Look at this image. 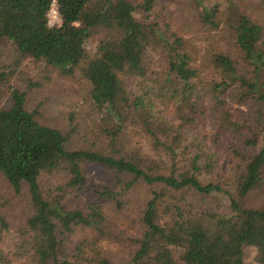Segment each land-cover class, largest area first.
Instances as JSON below:
<instances>
[{"label":"trees","instance_id":"trees-1","mask_svg":"<svg viewBox=\"0 0 264 264\" xmlns=\"http://www.w3.org/2000/svg\"><path fill=\"white\" fill-rule=\"evenodd\" d=\"M54 1L60 20L57 26L47 24L51 0H0V41H10L18 54L43 59L61 74L77 70L88 83L90 104L118 125L127 118L138 123L170 164L160 172L152 170L154 160L137 151L118 155L114 148H68L74 126L63 132L41 124L34 111L25 107L24 92L13 88L9 105L0 107V175L26 205L15 255L28 258L31 264H112L98 243L118 234L101 206L92 201L81 207L64 205L66 196L85 182L82 165L96 163L130 174L129 181L116 180L122 189L138 179L155 185L141 210L136 249L126 264H176L171 246L182 250L177 264H244L245 247L254 249L256 263L264 264V147L253 151L257 144L254 129L264 123V15L255 20L235 5V11L229 9L223 20L227 5L220 11L216 3L206 6L202 0H192L188 10L193 22H183L174 30L166 18L162 19L164 27L160 20L148 22L157 0L137 4L143 19L134 17L131 0ZM260 2L264 6V0ZM204 28L226 30V43L236 54L214 46L215 51L199 56L195 64L197 51L187 49L184 34L194 29L211 44ZM96 33L100 37L89 57L84 41ZM159 43L166 55L164 78L157 86H148L144 55L148 47ZM200 66L216 70L222 79L199 86L194 79L202 71ZM135 77L141 78L143 87L130 97L126 81ZM222 95L245 106L248 124L229 117ZM205 97L213 99L217 134L228 136L231 153L240 159L233 174L234 192L198 178L210 175L215 164L199 142H190L195 149L188 156L179 150V129L189 122L190 114L202 111ZM155 101L164 107L171 104L177 123L161 119L153 111ZM118 130L115 126L101 129L109 143ZM177 155L185 161L181 167L176 166ZM45 178L51 181L47 185ZM96 193L114 199L108 188ZM190 194H220L228 211L219 205L189 207L185 195ZM7 228L0 205V239ZM0 264H10L1 247Z\"/></svg>","mask_w":264,"mask_h":264},{"label":"rangeland","instance_id":"rangeland-1","mask_svg":"<svg viewBox=\"0 0 264 264\" xmlns=\"http://www.w3.org/2000/svg\"><path fill=\"white\" fill-rule=\"evenodd\" d=\"M134 6L133 15L137 19H143L141 11L137 4L141 0H131ZM202 0L203 4L210 6L216 3L220 11H223L227 5V13L223 15L225 20L231 12L235 11V5L243 8L255 20H260L264 15V6L260 0ZM163 7L160 8V3ZM192 0H157L155 4V13L147 20L159 21L160 26L164 27L162 19L166 18L170 28L176 30V25L182 26L183 22H193L189 15V5ZM198 8H200L198 6ZM184 29V28H183ZM211 38V44L206 40L203 33L194 29L184 34L188 42V50L197 51L198 57H195V64H198L199 56L207 55L209 51H215L214 46L219 50H228L231 56L236 54L226 41V30L221 29L218 32L204 28ZM213 33V34H212ZM207 36V35H206ZM99 33L92 34L84 41V50L90 57L93 55ZM166 55L163 44L151 45L147 48L143 63L145 65L146 80L148 86H157L164 78V69ZM201 72L195 78L198 85L206 84L209 81H219L221 75L214 69L200 66ZM143 87L141 78H131L126 81V91L133 97L139 87ZM16 88L24 92V104L29 111H34V118L41 124L56 127L65 132L74 126L67 142L68 148H84L87 146L96 147L99 150L109 151L114 148L118 155H127L131 152L147 156L155 161L152 168L154 171L165 172L169 166V160L162 149L155 147L153 140L141 128V126L132 119L127 118L121 125L113 119H110L102 111L95 109L87 96L88 83L84 80L77 70L72 75L61 74L60 70L43 59H34L30 56H22L17 53L14 46L8 40L0 41V107H7L11 102L10 91ZM222 99L223 95H222ZM213 99L205 97L200 103L201 112H195L189 115V122L184 123L181 132L180 151L190 154L195 149L194 144L199 142L201 150L209 153L212 161L215 162L210 175L199 174L198 178L202 181H211L220 184L223 189L234 192L233 174L236 171V164L239 157L231 153V142L226 134L221 131L217 134V115L214 111ZM231 119L239 120L240 124H248L249 116L245 113V106L231 103L224 99V106ZM153 111L163 120L177 123L173 107L168 104L164 107L160 102L155 101ZM72 121L69 123V119ZM118 127L109 143L102 128L113 129ZM242 130H245L242 128ZM257 132V144L253 151L264 147V123ZM69 132V131H68ZM177 150V153L180 151ZM249 150V154H251ZM186 156V157H187ZM178 167L183 165L184 159L177 155L175 157ZM85 175V182L78 190L71 191L64 199V205L68 208L81 207L85 201L96 202L101 206L105 215L114 223L115 231L118 237L104 239L99 241L98 246L103 256L112 264H126L130 259L132 252L136 249L134 243L140 231L139 216L144 203L149 198L150 192L155 188L154 184L147 185L140 179L135 181L130 187L122 189L116 185V180L122 183L132 178L130 174L114 172L102 164L84 163L82 165ZM58 177V176H57ZM62 181L61 177L56 178ZM45 178L44 184L51 181ZM62 183V182H61ZM46 184V185H47ZM108 188L114 192V199L101 196L96 191ZM118 202V204L116 203ZM185 204L189 207H214L220 206V210L227 212L226 199L220 194H210L200 197L198 195H185ZM0 205L4 214L8 228L3 232L0 239L2 251L9 257L10 264H31L29 259L15 255L16 245L18 243L19 227L26 218V205L21 194L12 192L4 178L0 175ZM172 258L175 263H179V256L182 250L174 246L170 247ZM254 249L244 248V264H258L254 261Z\"/></svg>","mask_w":264,"mask_h":264},{"label":"built area","instance_id":"built-area-1","mask_svg":"<svg viewBox=\"0 0 264 264\" xmlns=\"http://www.w3.org/2000/svg\"><path fill=\"white\" fill-rule=\"evenodd\" d=\"M47 24L49 26H57L59 25V16L57 13L56 3L54 0H51L47 12H46Z\"/></svg>","mask_w":264,"mask_h":264}]
</instances>
